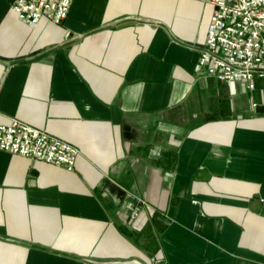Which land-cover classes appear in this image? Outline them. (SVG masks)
I'll use <instances>...</instances> for the list:
<instances>
[{
	"label": "crops",
	"instance_id": "1",
	"mask_svg": "<svg viewBox=\"0 0 264 264\" xmlns=\"http://www.w3.org/2000/svg\"><path fill=\"white\" fill-rule=\"evenodd\" d=\"M14 2L0 122L81 154L68 171L0 150V264H264V100L198 69L209 0H74L35 28Z\"/></svg>",
	"mask_w": 264,
	"mask_h": 264
},
{
	"label": "built area",
	"instance_id": "2",
	"mask_svg": "<svg viewBox=\"0 0 264 264\" xmlns=\"http://www.w3.org/2000/svg\"><path fill=\"white\" fill-rule=\"evenodd\" d=\"M74 0H15L19 20L35 28L42 18L61 26ZM214 9L198 69L220 83L243 82L254 91L264 82V0H209ZM253 103V107H257ZM0 150L73 171L80 150L17 118L0 122ZM138 209L132 215L136 217ZM158 259L155 264H163Z\"/></svg>",
	"mask_w": 264,
	"mask_h": 264
},
{
	"label": "rangeland",
	"instance_id": "3",
	"mask_svg": "<svg viewBox=\"0 0 264 264\" xmlns=\"http://www.w3.org/2000/svg\"><path fill=\"white\" fill-rule=\"evenodd\" d=\"M233 87L232 93H235L237 102L247 106L253 101L262 102L264 100V83L257 82V89L249 91L243 82H231Z\"/></svg>",
	"mask_w": 264,
	"mask_h": 264
},
{
	"label": "clouds",
	"instance_id": "4",
	"mask_svg": "<svg viewBox=\"0 0 264 264\" xmlns=\"http://www.w3.org/2000/svg\"><path fill=\"white\" fill-rule=\"evenodd\" d=\"M157 128L159 131L169 133L175 145L179 146L180 143H182V141L175 140V137L177 135H183V129L179 128L178 126L166 124L164 122L159 123ZM163 151V148H161L159 145H156L149 149L148 156L150 159H159Z\"/></svg>",
	"mask_w": 264,
	"mask_h": 264
},
{
	"label": "water",
	"instance_id": "5",
	"mask_svg": "<svg viewBox=\"0 0 264 264\" xmlns=\"http://www.w3.org/2000/svg\"><path fill=\"white\" fill-rule=\"evenodd\" d=\"M205 73V72H204Z\"/></svg>",
	"mask_w": 264,
	"mask_h": 264
}]
</instances>
